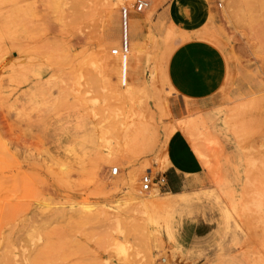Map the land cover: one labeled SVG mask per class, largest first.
Segmentation results:
<instances>
[{"label": "rangeland", "instance_id": "1", "mask_svg": "<svg viewBox=\"0 0 264 264\" xmlns=\"http://www.w3.org/2000/svg\"><path fill=\"white\" fill-rule=\"evenodd\" d=\"M137 1L0 0V264H264V0ZM193 38L226 62L203 103L166 74Z\"/></svg>", "mask_w": 264, "mask_h": 264}, {"label": "crops", "instance_id": "2", "mask_svg": "<svg viewBox=\"0 0 264 264\" xmlns=\"http://www.w3.org/2000/svg\"><path fill=\"white\" fill-rule=\"evenodd\" d=\"M200 12L208 9V0H191ZM166 74L175 91L190 101L203 103L221 88L226 76V62L213 43L193 38L178 43L170 53ZM182 149L168 154L170 165L163 173L164 184L172 192H182L189 186L191 171L197 168L194 156L182 136Z\"/></svg>", "mask_w": 264, "mask_h": 264}, {"label": "built area", "instance_id": "3", "mask_svg": "<svg viewBox=\"0 0 264 264\" xmlns=\"http://www.w3.org/2000/svg\"><path fill=\"white\" fill-rule=\"evenodd\" d=\"M208 1H215L219 6L221 5L220 0H208ZM148 5V1L145 0H139L136 3V9L137 10H143L146 6ZM128 16V9L126 7L122 8V25H124V36H122L121 44L119 47L114 48L112 50L113 54H117L118 51H120L122 54H125L126 49H127V41H126V20ZM111 173L112 174H117L118 173V167L113 166L111 168ZM161 181L164 182L163 177L160 179ZM157 179L153 178L150 173L144 174L141 179H140V191L141 192H148L152 189V185L155 183H158Z\"/></svg>", "mask_w": 264, "mask_h": 264}, {"label": "bare ground", "instance_id": "4", "mask_svg": "<svg viewBox=\"0 0 264 264\" xmlns=\"http://www.w3.org/2000/svg\"><path fill=\"white\" fill-rule=\"evenodd\" d=\"M118 57H120V56H118ZM191 122H192V120H191ZM196 122V121H195ZM188 124V123H187ZM192 124V123H191ZM190 124V125H191ZM189 125V126H190ZM194 125V124H193ZM192 126V125H191ZM190 126V127H191ZM186 127V126H185ZM43 133V132H42ZM3 142L1 141V144H2ZM0 144V149H1V147H3L4 146V144L3 145H1ZM7 147V146H6ZM5 147V148H6ZM4 148V147H3ZM2 148V149H3ZM6 149H8V148H6ZM5 150V149H4ZM4 150H2V151H4ZM118 152H120V153H118ZM5 153H6V151H5ZM123 152L122 151H117V153L116 154H111V152H110V154L109 155H111V156H113L114 155V157H113V159L115 160V161H123L124 159H125V157H124V155L122 154ZM9 154V153H8ZM112 168V167H111ZM112 170V169H111ZM130 178V177H129ZM112 187H115V188H120L122 185H124V186H126V188L128 189V190H132V189H135L136 187L134 186V183H133V181L131 180V179H126V180H124L123 178H121V177H117L116 178V180L115 181H112L111 182V184H110ZM155 187V186H154ZM156 190V188H154V191ZM153 190L151 191H149V192H154ZM129 192V191H128ZM148 192V193H149ZM152 197V196H151ZM143 208V207H142ZM144 209V208H143Z\"/></svg>", "mask_w": 264, "mask_h": 264}]
</instances>
